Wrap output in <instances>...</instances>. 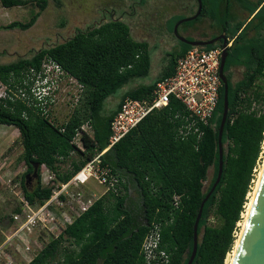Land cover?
Instances as JSON below:
<instances>
[{
    "label": "trees",
    "instance_id": "16d2710c",
    "mask_svg": "<svg viewBox=\"0 0 264 264\" xmlns=\"http://www.w3.org/2000/svg\"><path fill=\"white\" fill-rule=\"evenodd\" d=\"M52 1L60 4V0ZM48 2L0 0L5 8L33 5L39 9L27 22L14 21L0 26V31L30 29ZM201 4L198 19L185 25L208 19L212 27L228 37L231 45L224 65L228 115L221 140L223 170L202 209L192 264H224L234 246L264 141V0H201ZM235 5L246 16L241 18L235 13ZM190 48L180 43L167 55L168 65L154 81L123 92L110 110L106 109V100L130 82L146 78L151 67L149 44L134 40L123 21L110 20L78 30L64 42L39 49L28 58L0 64V79L6 80L12 72L38 66L49 55L84 87L83 100L62 124L33 114L21 103L5 106L0 102V125L14 127L19 133V161L26 166L19 178L24 197L34 204L51 195V189L41 188L38 176L33 188L26 186V177L32 175L35 165L38 175L39 165L45 164L61 182H66L96 153L102 152L108 145L110 123L123 101L149 99L156 83L172 75L176 59ZM233 68L242 69V77L236 82L232 81ZM24 110L28 118L22 117ZM183 111L179 102L171 100L167 107L153 110L108 150L103 162L125 180L124 194L110 192L98 199L27 264H138L141 244L153 222L162 223L161 237L172 253V264H187L200 204L217 177L223 85L212 118L201 127L200 140L194 136L186 140L176 138L177 122L172 116ZM85 123L90 125L92 136H81V151L73 141ZM67 162L70 168L60 171V166ZM210 168L212 178L203 190ZM175 196L179 197L177 205ZM211 220L214 225L209 224ZM63 241L75 247L64 248Z\"/></svg>",
    "mask_w": 264,
    "mask_h": 264
},
{
    "label": "built area",
    "instance_id": "2783aa9c",
    "mask_svg": "<svg viewBox=\"0 0 264 264\" xmlns=\"http://www.w3.org/2000/svg\"><path fill=\"white\" fill-rule=\"evenodd\" d=\"M221 54V46L211 49L191 47L176 59L172 75L156 83L149 99L126 98L110 123L107 147L96 153L68 181L61 182L55 171L45 164L39 165V185L51 189V195L42 203L31 204L22 194L11 213L0 219V236L3 238L0 240V264L31 262L46 244L58 239L98 199L110 192L124 194L125 180L113 172L102 157L153 110L167 107L171 100L179 102L184 111L172 116L177 122L176 138L186 140L194 136L200 140L202 125L212 118L218 104L222 85L219 77ZM83 98V85L49 55H45L38 66L12 72L6 80L0 79L1 103L5 106L21 103L33 114L57 124L67 122L71 116L64 122H56L64 118L58 117L56 108L69 106L73 113ZM22 117L28 118L27 111L22 112ZM83 134L92 136L88 123L81 126L73 141L81 151ZM63 169L64 165H61L60 171ZM7 177V174L0 176V193L3 187L12 193L17 190ZM178 200L175 196V205ZM161 231L162 223L151 224L140 247L141 262L138 264H172V253L162 241ZM62 247L75 246L63 241ZM13 256L18 260L12 259Z\"/></svg>",
    "mask_w": 264,
    "mask_h": 264
},
{
    "label": "rangeland",
    "instance_id": "374dc122",
    "mask_svg": "<svg viewBox=\"0 0 264 264\" xmlns=\"http://www.w3.org/2000/svg\"><path fill=\"white\" fill-rule=\"evenodd\" d=\"M48 1L47 7L41 12L37 22L30 29L26 31L14 29L9 32L6 31L7 33H0V45L7 46L5 49L6 54L0 55V64L5 65L14 63L20 58L30 57L39 49L62 43L71 38L78 30H85L88 27L95 25L94 21L99 18V9L116 8L111 3L112 0H60L59 5H56L52 0ZM109 1L111 2L109 3ZM139 1L144 4L137 8L136 17L133 20H129L124 16L122 21L129 25L131 36L134 40H144L149 44L151 61L150 71L146 78L130 82L117 94L110 96L106 100L107 110L115 107L123 92L128 91L139 84L151 83L158 77L164 66L167 64V55L175 51L172 40L174 37L172 30L179 21H175V19L178 17H181V19L186 18L189 17L188 15H191L192 12H196L195 0H144V2L142 0H129L126 4H132ZM38 10L39 9L33 5L24 8H8L6 9L7 14L3 17L2 23L6 24L12 21L22 23L27 22ZM126 11H129V9H126ZM234 11L235 13H239L241 18L246 16V12L241 11L237 5L234 6ZM1 15L2 13L0 12V17ZM164 16L166 17L165 21L167 22L165 37L168 41L170 40L169 43L160 40L159 34L156 33V31H150L149 33L151 34L149 35L146 28L145 30L141 28L142 23L152 24L153 21H162ZM150 18H153V21H150ZM198 24L202 29L200 32L201 35L196 36L197 40H205L214 35L212 30L209 29L212 25L208 19H202ZM1 51L2 50H0V52ZM231 73L232 81L234 82L242 77L241 68H233L231 69ZM255 107H257V105H253V108ZM56 110L59 113V118L64 117L63 119L56 120L58 123L66 121L72 113L69 106L64 105L58 106ZM18 138L19 133L14 127L0 125V176L7 174V180H12V183L17 188V190L12 193L11 191L6 190V187H3V191L0 193V219L4 215H9L11 213L13 206L17 204V200H19L23 194L19 178L23 172H25L26 166L23 162L19 161L22 150L18 143ZM262 145V151L256 169L254 170L255 175L251 188H253L254 181L256 180V171L260 169L262 163L264 141ZM68 168H70V165L67 162L64 165L63 170ZM212 174L213 171L212 168H210L208 170L207 180L204 182L203 190L207 188L212 178ZM34 182L35 180H31L29 185L26 186L31 189L33 188L32 184ZM94 188L99 191L101 190L100 187L95 186ZM93 191L95 190L93 189ZM209 224L214 225V220H211ZM4 232L6 234L9 233L8 230H4ZM237 233L238 231L236 234ZM1 239L3 240L0 236V240ZM3 258L5 257L3 256ZM12 259L18 260L16 256H13Z\"/></svg>",
    "mask_w": 264,
    "mask_h": 264
},
{
    "label": "water",
    "instance_id": "95a60500",
    "mask_svg": "<svg viewBox=\"0 0 264 264\" xmlns=\"http://www.w3.org/2000/svg\"><path fill=\"white\" fill-rule=\"evenodd\" d=\"M197 2H198V9L196 13L191 17H186L178 21L174 28L175 33L177 32L178 25L193 21L198 18L202 10V4H201V0H197ZM220 38L223 40V44L221 46L222 47L221 62L219 67V77L223 85V111L218 129V154H219L218 172L212 188L210 189V191L208 192V194L205 196L204 200L200 204L193 226L192 253L189 257L187 264H192L196 256L197 245H198L197 227L199 220L201 218L203 206L207 201V199L215 190L216 186L218 185L223 170V147L221 140L228 115V84L224 74V65L227 57V49L231 45V43L224 36ZM218 39L219 38L208 41L207 40L190 41L184 38H179V41L190 47H206L209 45H214L215 41ZM37 170H38V165H35L32 175L26 177V182H25L26 185H28L31 182V180L37 179L38 176ZM233 264H264V172L258 188V192L256 194L255 200L250 210V214L248 216L247 224L243 230V234L239 241V245L237 246L236 255Z\"/></svg>",
    "mask_w": 264,
    "mask_h": 264
},
{
    "label": "flooded vegetation",
    "instance_id": "af4514ba",
    "mask_svg": "<svg viewBox=\"0 0 264 264\" xmlns=\"http://www.w3.org/2000/svg\"><path fill=\"white\" fill-rule=\"evenodd\" d=\"M128 1L129 0H112V2L109 1V3L111 2L113 4V6L116 8H109V9L101 8V9H99L98 10L99 18H98V20L94 21L95 25H92V26L101 25V24L106 23L110 20L122 21L124 16H126L127 19H129V20H133L136 17L137 8L141 7L144 3L142 4L141 1H139L136 3H132V4H126ZM142 1L144 2V0H142ZM195 1H196V11H197L198 2H197V0H195ZM126 9H129V11H126ZM195 13L192 12V14L188 15V16L191 17ZM165 18L166 17L164 16L162 21H153V18H150V21L152 20L153 23L152 24L142 23L141 28L144 30L146 28V31H148L147 33L149 35L151 34V33H149L150 31H152V30L156 31V33L159 34L160 40L169 43L170 40L168 41L167 38L165 37V30H166V26H167V24H166L167 22L165 21ZM186 23H182V24L178 25L176 33L174 32V29L172 30L173 31L172 33L174 35V37L172 38L174 49L178 48L179 44L181 43L179 41V38H184V39H187L190 41H193V40L199 41V40H197V37H196V36L201 35L200 32H201L202 27H200V25L198 24L199 21L195 22L194 24H191V25H185ZM134 26H136V25H134ZM209 29L212 30L214 35L211 37H208L205 40L208 41V40H214V39L219 38L218 40L215 41L214 45L222 46L223 40L220 38L222 36H224L226 39H228V37L226 35L219 32L216 28L211 26V28H209ZM130 34H131V31H130ZM190 38H194V39H190ZM141 41H144V40H141ZM228 41H229V39H228ZM144 42H146V41H144Z\"/></svg>",
    "mask_w": 264,
    "mask_h": 264
},
{
    "label": "bare ground",
    "instance_id": "6f19581e",
    "mask_svg": "<svg viewBox=\"0 0 264 264\" xmlns=\"http://www.w3.org/2000/svg\"><path fill=\"white\" fill-rule=\"evenodd\" d=\"M264 170V153L262 156V163L260 166V169L256 171V180L254 181L253 188H251L250 192L247 194V202L244 207V212L242 213L241 221L238 223V233L236 234V239L234 242V246L231 250V252L227 255V258L225 260V264H233L234 258L236 255L237 246L239 245V241L241 239V236L243 234V230L247 224L248 216L250 214V210L252 208L253 202L255 200L256 194L258 192V188L263 176Z\"/></svg>",
    "mask_w": 264,
    "mask_h": 264
},
{
    "label": "crops",
    "instance_id": "0c3cea01",
    "mask_svg": "<svg viewBox=\"0 0 264 264\" xmlns=\"http://www.w3.org/2000/svg\"><path fill=\"white\" fill-rule=\"evenodd\" d=\"M0 5H1V4H0ZM11 8H12V7H11ZM6 9H8V8H5V7H3V6L1 5V7H0V12L2 13V15H1V17H0V23H1L0 26H5V25H8V24H9V22L6 23V24L2 23V19H3V17L7 14ZM12 22H13V21H12ZM10 23H11V22H10ZM6 31L9 32V31H11V30H1L0 33H7ZM6 48H7V46L0 45V50H2V51L0 52V55H4V54H6V51H5ZM167 65H168V64H166V65L164 66L163 70H165V68H166ZM163 70H162V71H163Z\"/></svg>",
    "mask_w": 264,
    "mask_h": 264
}]
</instances>
